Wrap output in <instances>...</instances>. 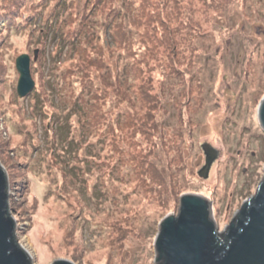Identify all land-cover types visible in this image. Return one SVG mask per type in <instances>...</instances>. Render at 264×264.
Returning <instances> with one entry per match:
<instances>
[{
  "label": "rangeland",
  "instance_id": "1",
  "mask_svg": "<svg viewBox=\"0 0 264 264\" xmlns=\"http://www.w3.org/2000/svg\"><path fill=\"white\" fill-rule=\"evenodd\" d=\"M9 10L0 164L32 264H154L158 225L190 192L212 199L219 230L229 224L264 173V0H18ZM23 53L35 84L26 98ZM141 86L158 95L156 112L140 104ZM203 144L217 151L204 179Z\"/></svg>",
  "mask_w": 264,
  "mask_h": 264
},
{
  "label": "water",
  "instance_id": "2",
  "mask_svg": "<svg viewBox=\"0 0 264 264\" xmlns=\"http://www.w3.org/2000/svg\"><path fill=\"white\" fill-rule=\"evenodd\" d=\"M19 74L16 92L26 98L34 88L30 57L16 58ZM258 118L264 129V96ZM205 162L198 176L206 178L217 151L202 145ZM7 175L0 164V264H32V255L16 240L15 222L8 209ZM212 199L194 192L179 199L177 215L165 216L158 225L154 242V264H264V173L254 194L235 208L229 224L217 227ZM51 264H75L65 258Z\"/></svg>",
  "mask_w": 264,
  "mask_h": 264
},
{
  "label": "trees",
  "instance_id": "3",
  "mask_svg": "<svg viewBox=\"0 0 264 264\" xmlns=\"http://www.w3.org/2000/svg\"><path fill=\"white\" fill-rule=\"evenodd\" d=\"M17 1L18 0H4V1H2V3H1V5H0V16H2V17H4V14H3V12L4 11H6V10H9L8 12H10V11H12L11 10V7L12 6H16V4H17ZM8 12H6V13H8ZM164 15H162L161 16V20H160V18H159V22H167L166 21V17H163ZM163 17V18H162ZM165 31H166V33H169V34H171V30H169V27L168 26H165ZM169 41V40H168ZM2 42V41H1ZM1 42H0V44H1ZM137 69L138 68H136L135 69V66H133L132 67V69H131V73L133 74V72L135 73V74H137ZM139 70V69H138ZM136 71V72H135ZM139 72H142V70H139ZM148 86H151V85H148ZM141 88V90H140V94L138 95L139 96V98L141 99V102H140V104L141 105H143L144 107H147V108H151L152 110H153V112H156L157 110H158V105L157 104H159V100L158 101H156V103H155V99L154 98H159L158 97V95L157 96H152L151 95V93H149V92H146L145 90H147L146 88H144L145 90H142L143 89V87L141 86L140 87ZM149 90V89H148ZM161 94L162 95H166V94H171L170 96H171V99H172V101H173V99H174V101H175V95H174V91H171V92H169V91H167V92H165V90L163 89V90H161ZM152 112V113H153ZM178 112V113H177ZM176 113H177V115H176V117L178 118V120H179V122L180 123H182V121H181V116L179 115V110H176ZM0 115H1V112H0ZM153 115V114H152ZM141 121V120H140ZM143 122L145 123V120L143 119ZM151 125H152V127H153V129L155 130V131H158V124H157V122H156V119H154L152 116H151ZM143 126H144V124H143ZM172 129H174V131H173V133L171 134L170 133V135H172V136H178L179 137V139L182 137L181 136V134L179 133V130H178V132L176 133V130L178 129L177 127H176V129H175V127H172ZM178 150V149H177ZM159 176H160V178H159ZM159 176H157V179L155 180V181H157L156 182V184H157V186H160V187H162V189H163V187L165 186L164 185V176L163 175H161V173H160V175ZM204 179V178H203Z\"/></svg>",
  "mask_w": 264,
  "mask_h": 264
}]
</instances>
